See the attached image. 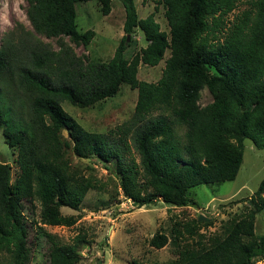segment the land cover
<instances>
[{
	"label": "trees",
	"instance_id": "trees-1",
	"mask_svg": "<svg viewBox=\"0 0 264 264\" xmlns=\"http://www.w3.org/2000/svg\"><path fill=\"white\" fill-rule=\"evenodd\" d=\"M25 1L30 29L18 23L0 46V130L15 153L16 168L13 172L0 160V254L8 257L5 264H29L31 259L25 200L38 202L42 223L69 226L76 218L63 215L61 208L78 210L89 189L101 188L98 178L70 163L66 149L77 157L111 162L120 191L134 205L161 200L184 207L191 202L189 188L236 177L245 138L264 148V0H154L143 18L134 0H121L123 35L106 61L78 55L70 45L87 47L95 34L76 26V3L87 0ZM97 2L107 15L111 0ZM160 6L166 30L155 19ZM136 30L146 44L125 57ZM41 36L55 38L57 49ZM161 60L157 81L137 78L140 63L156 66ZM122 84L136 90V101L116 131L87 130L62 106H93L115 95ZM203 88L211 100L201 106ZM9 90L23 101L22 119L12 117ZM116 132L117 139L112 137ZM126 137L137 162L124 155L130 152ZM250 200L243 215L229 219L224 233L205 243L199 224L191 220L199 237L196 253L169 264H252L264 258V233L255 232V216L264 209V173ZM44 236L47 264H88L79 253L85 234L70 243L46 231ZM167 241L157 231L149 244L159 248Z\"/></svg>",
	"mask_w": 264,
	"mask_h": 264
},
{
	"label": "rangeland",
	"instance_id": "rangeland-1",
	"mask_svg": "<svg viewBox=\"0 0 264 264\" xmlns=\"http://www.w3.org/2000/svg\"><path fill=\"white\" fill-rule=\"evenodd\" d=\"M139 17H145L153 10L154 0H134ZM25 0H0V46L12 28L20 23L30 29L26 17ZM76 26L79 31L93 29L95 34L87 47H73L76 54H84L92 60H108L123 35L122 23L124 8L121 0H111V10L107 15L99 11L97 0L76 3ZM243 4L239 6L242 8ZM238 9L236 8L235 12ZM233 14L228 15V20ZM161 29L167 25L160 6L155 14ZM41 39L53 49H57L55 38ZM131 45L125 57L143 47L146 42L139 31L133 33ZM66 41L67 38H65ZM169 51H165L168 57ZM164 65L161 60L156 66L139 64L137 78L155 82L161 76ZM1 86V82H0ZM3 86V85H2ZM1 86V87H2ZM9 101L14 111L13 118L22 119L25 115L23 101L10 90ZM3 101L7 96L3 91ZM211 95L206 88L200 92L198 104L206 105ZM136 101V90L122 84L119 91L105 100L87 108L72 106L63 102V108L74 117L85 129L98 132L116 131L131 116ZM157 112H154L156 115ZM167 116V115H165ZM62 134L65 136L66 131ZM116 132L112 137L119 136ZM130 152L125 157L134 158L133 146L128 137ZM243 158L236 177L219 184H199L188 189L189 205L172 206L156 200L152 203L137 206L124 197L114 175L112 163L98 161L92 155L75 156L66 149L70 163L77 166L85 175L92 174L99 179L101 188L89 189L78 210L61 208L63 215H72L76 221L72 225H48L40 221V207L37 201L23 202L24 223L28 230V246L31 249L29 264H47L48 243L44 231L54 234L62 243H70L77 234H85L86 240L80 246L82 261L88 264H169L173 261L185 262L196 253V241L191 220L199 224L198 232L203 235V243L213 235H222L229 219L243 215L251 206V197L264 173V148H256L248 138L243 140ZM15 153L4 142L0 130V160L8 162L12 171L16 170L13 159ZM14 176V175H13ZM205 223V224H204ZM167 235L168 241L162 247L149 244L155 232ZM255 232L264 233V209L255 216ZM8 257L0 254V264H5ZM252 264H264V258L253 260Z\"/></svg>",
	"mask_w": 264,
	"mask_h": 264
},
{
	"label": "water",
	"instance_id": "water-1",
	"mask_svg": "<svg viewBox=\"0 0 264 264\" xmlns=\"http://www.w3.org/2000/svg\"><path fill=\"white\" fill-rule=\"evenodd\" d=\"M128 39H129V36L127 35V36H126V40L128 41Z\"/></svg>",
	"mask_w": 264,
	"mask_h": 264
}]
</instances>
